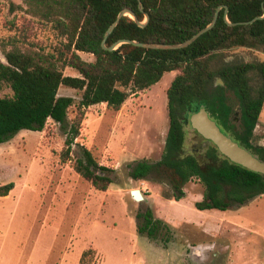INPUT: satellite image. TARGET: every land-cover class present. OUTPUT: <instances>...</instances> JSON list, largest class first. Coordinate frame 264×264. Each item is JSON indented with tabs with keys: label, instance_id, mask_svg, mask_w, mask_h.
Returning a JSON list of instances; mask_svg holds the SVG:
<instances>
[{
	"label": "trees",
	"instance_id": "1",
	"mask_svg": "<svg viewBox=\"0 0 264 264\" xmlns=\"http://www.w3.org/2000/svg\"><path fill=\"white\" fill-rule=\"evenodd\" d=\"M24 2L30 14L52 23L61 40L53 51L14 49L5 53L6 61L0 59V81L13 91L11 96H0V142L21 130L40 131L53 119L61 123L66 133L61 160L71 161L77 173L96 189L105 191L113 182L108 172L114 170L100 165L92 152L77 141L86 108L106 103L114 110H121L130 95L159 82L166 72L179 70L167 89L169 128L162 157L156 162L136 161L131 177L140 180L153 172L173 170L176 201L185 196L183 186L197 178L205 186L203 199L195 202L200 210H227L264 193V174L232 162L216 145L208 148L202 159L195 153H184L185 126L190 123V115L205 106L224 132L264 160V146L252 141V127L259 123L264 106V59L224 62L225 54L234 48L264 53V18L250 24L231 25L225 19V7L230 22L249 21L264 14V0ZM220 6L215 26L185 48L154 49L128 42L114 50L102 46L107 29L122 9L133 10L141 21L147 12L149 21L141 27L129 15L122 16L108 36L107 46L122 39L183 42L209 24ZM82 52L93 54L94 60H85ZM66 67L73 68L78 75H66ZM217 78L238 93L245 115L242 125L233 121L234 109ZM61 87L83 92L71 120L69 109L75 98L59 93ZM76 144L83 148V157L73 159ZM13 188L14 182L1 186L0 195H8ZM141 216L144 222L138 225V232L150 239L163 235L167 244L172 235L170 224L156 217L151 209ZM95 253L93 248L84 250L80 264H91Z\"/></svg>",
	"mask_w": 264,
	"mask_h": 264
},
{
	"label": "rangeland",
	"instance_id": "2",
	"mask_svg": "<svg viewBox=\"0 0 264 264\" xmlns=\"http://www.w3.org/2000/svg\"><path fill=\"white\" fill-rule=\"evenodd\" d=\"M60 40L52 23L30 14L24 0H0V59L14 49L53 51ZM81 56L94 60L90 53ZM262 59L263 52L247 48L224 56L226 63ZM178 72H166L159 82L130 95L121 110L106 103L86 108L77 141L100 165L114 170L108 172L113 182L105 191L77 173L71 161L61 160L66 133L53 119L40 131L21 130L0 142V187L14 182L8 195H0V264H80L89 248L96 251L91 264H264V193L227 210H200L195 202L203 199L205 186L199 179L187 182L185 196L176 201L173 170L140 180L130 175L136 161L162 157L169 128L167 89ZM64 73L78 75L71 67ZM222 85L234 109L233 121L240 126L245 121L240 97ZM59 93L75 98L71 120L83 92L61 87ZM12 94L0 81V96ZM252 128L253 143L264 146V119ZM185 131L184 153L202 159L215 145L190 123ZM72 156L83 157L81 145H74ZM135 188L147 199L136 201L131 195ZM147 209L170 224L167 244L163 235L150 239L138 232ZM207 244L211 247L199 259L195 248Z\"/></svg>",
	"mask_w": 264,
	"mask_h": 264
},
{
	"label": "water",
	"instance_id": "3",
	"mask_svg": "<svg viewBox=\"0 0 264 264\" xmlns=\"http://www.w3.org/2000/svg\"><path fill=\"white\" fill-rule=\"evenodd\" d=\"M139 7L141 10H143L142 2L139 3ZM221 6L217 9L213 19L209 24H207L205 27L201 28L198 32L193 34L190 38L183 42L179 43H163V42H142L137 40H131V39H122L111 46H107L106 41L108 36L112 33L114 28L117 26V24L120 22L122 16L129 15L131 18H133L139 26L144 27L147 25L149 21V14L145 12V20L141 21L135 14V12L131 9H122L116 20L110 25V27L107 29L105 36L102 41V46L109 50L116 49L119 45L122 43L128 42V43H134L138 46H142L145 48H154V49H179V48H185L192 44L194 41H196L202 34L205 32L211 30L218 19L219 10ZM228 7H225V19L228 21L229 24L235 25V24H250L253 23L255 20L259 18H264V14L262 16L254 17L253 19L249 21H241L237 23L230 22L228 20ZM3 61H6V58L2 59ZM221 83L223 81L221 78L219 79ZM190 124L191 126L199 133L201 134L205 139L213 142L216 147L219 149V151L229 158L232 162L243 165L253 171L260 172L264 174V160H262L257 154L253 153L248 148L241 145L237 140H235L231 135L224 132L217 121L213 119L210 116L209 111L205 106H202L198 111L193 112L190 115ZM131 195L136 201H144L147 199V197L144 195L143 191L139 188H135L131 190Z\"/></svg>",
	"mask_w": 264,
	"mask_h": 264
},
{
	"label": "flooded vegetation",
	"instance_id": "4",
	"mask_svg": "<svg viewBox=\"0 0 264 264\" xmlns=\"http://www.w3.org/2000/svg\"><path fill=\"white\" fill-rule=\"evenodd\" d=\"M221 84H224V83H221ZM209 247H211V245L208 246V244H207V246L201 245V246H198L197 248H195L194 251L198 255L199 259H202V260L204 259V257H205V250H206V248H209Z\"/></svg>",
	"mask_w": 264,
	"mask_h": 264
},
{
	"label": "crops",
	"instance_id": "5",
	"mask_svg": "<svg viewBox=\"0 0 264 264\" xmlns=\"http://www.w3.org/2000/svg\"><path fill=\"white\" fill-rule=\"evenodd\" d=\"M263 109H264V106H263ZM262 113H263V110H262V112H261V115H262ZM261 115H260V117H261ZM264 115V114H263ZM262 115V119H264V116ZM261 118H259V120L261 119ZM144 193V192H143ZM144 195L146 196V197H148L145 193H144Z\"/></svg>",
	"mask_w": 264,
	"mask_h": 264
}]
</instances>
